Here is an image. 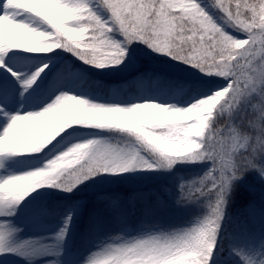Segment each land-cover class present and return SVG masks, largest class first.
I'll return each mask as SVG.
<instances>
[{"label":"snow or ice","instance_id":"6c2138e0","mask_svg":"<svg viewBox=\"0 0 264 264\" xmlns=\"http://www.w3.org/2000/svg\"><path fill=\"white\" fill-rule=\"evenodd\" d=\"M137 44L218 77L220 86L197 94L186 107L102 104L65 92L40 100L32 93L48 65L20 74L8 63L20 51L62 49L95 68H116ZM0 69V264L12 257L25 264L52 257L44 264H59L60 248L12 242L20 231L15 218L42 195L38 189L70 193L97 177L170 172L179 163L209 165L202 176L180 182L174 196L178 205L203 201L205 215L165 230L152 219L154 194L137 192L127 201L104 197L106 209L90 216L87 229L98 242L80 264H220L222 253L241 264H264V228L254 229L257 221L264 225V208L249 206L241 220L228 211L241 181L251 175L264 182V0H2ZM25 104L41 110L22 113ZM75 125L118 130L127 139H90L57 155ZM27 159L47 162L16 171ZM137 202L144 216L139 234L105 240V212L123 223ZM74 212L72 206L57 209V244L70 236Z\"/></svg>","mask_w":264,"mask_h":264},{"label":"rangeland","instance_id":"374dc122","mask_svg":"<svg viewBox=\"0 0 264 264\" xmlns=\"http://www.w3.org/2000/svg\"><path fill=\"white\" fill-rule=\"evenodd\" d=\"M0 3H2V0H0ZM234 35L244 38L243 35L239 33H234ZM59 53L62 54V56H60ZM65 53H68L72 59L77 61L78 64H72L70 61L63 60V55ZM128 55L129 58L125 64L116 68L105 69H98L84 64L75 55L62 49H57L54 53H27L20 51L17 55L11 56L8 60V63L13 68V70L18 71L20 74H31L36 72V70L39 67H42L44 64L48 65V67L45 68L46 75H41V78H39L37 81V85H34L35 90L32 93L34 97L40 100H44L49 96L59 95L61 92H65L70 95H76L78 98H87L91 102L102 104L119 102L120 106H130L134 103L150 101L165 105L186 107L189 106L192 98L199 94L198 92L191 89L192 85L197 86V88H199L202 92L208 90L214 91L218 86H220V79L218 77L204 76L194 68L179 64L170 60L166 56L158 55L148 50L142 44L133 45L129 49ZM77 67H85L91 71L94 76L92 82H87L82 69H77ZM142 67H146L148 69L151 68L155 73L162 74L169 78H176L179 80V84L181 83L182 85L177 87L178 85H176V83L171 88H169L166 85H161V82L164 80L161 82H155L154 79L146 84L144 80L136 79V75L140 73L139 70ZM2 72L3 70L0 69V73ZM99 80L108 83L107 85H103V88L107 86L106 90L101 87L102 85H98ZM124 80L137 82L131 85H125L123 82ZM166 80L169 81V79L165 77V81ZM35 110L41 109L38 105L32 104H25L24 107L21 108L22 113ZM2 126L3 125H0V128H2ZM72 127L75 129V131H70L68 136L65 137L63 141H61L60 152H57V155L63 151H66L69 147L76 143L86 142L90 139L107 140L110 143L117 144L122 143L127 139L125 134L119 132L118 130H99L82 125H75ZM52 158H54V156L49 155L47 159ZM46 162V160L42 161L40 159H27L24 164L15 166V170L18 172L37 170L42 164H45ZM203 167H205L207 170L209 165L207 163H179L175 165V167L170 172L128 173L125 174L124 178H106L101 176L83 183L75 190L81 191V187L83 185H86L87 190L92 192L105 190L107 188L123 190L125 188L136 187L161 190L162 185L165 184L168 186L167 184L171 182L173 176H176L179 181L181 178V170L193 168L201 169ZM3 174V172H0V175ZM51 188L52 187L44 186L38 189L37 191L41 192L42 195L33 200L30 205L35 206L32 204L36 201L44 202L48 200L51 195L47 193L50 192ZM163 192L167 194L166 189ZM83 203L84 199L79 198L75 199L72 204L67 206H72L75 208V212L73 213L75 220L79 218L78 214L81 211ZM19 213L15 218V223L20 231L12 238V242L14 244H18L22 241H31L32 243L30 246L33 248H37L44 244L51 245L54 249L60 248L59 246L61 245L66 246L67 240L63 244H57L55 242V233L58 231L61 221L56 226V228L49 233L28 231L18 223ZM194 221L195 220L191 222ZM187 226H189V224H187L185 227ZM73 230L74 229L72 227L71 232ZM139 231L134 235L139 234ZM254 258L257 260L259 259V257ZM44 259H52V257H47ZM44 259H37L35 264H44ZM58 260L59 264H63L60 258H58ZM10 264H25V261L20 260L17 257H12L10 259Z\"/></svg>","mask_w":264,"mask_h":264},{"label":"trees","instance_id":"16d2710c","mask_svg":"<svg viewBox=\"0 0 264 264\" xmlns=\"http://www.w3.org/2000/svg\"><path fill=\"white\" fill-rule=\"evenodd\" d=\"M60 56L62 54L59 53ZM64 59H69L72 64H78L76 60L72 59L68 53L63 55ZM82 69L87 82H92L94 79L93 73L85 67H77ZM138 77H143L150 74L152 79L156 78L157 82L167 85L171 88L172 85L178 86L179 80L176 78H169L162 74L155 73L151 68L142 67L139 70ZM161 77V78H160ZM165 77L169 79L165 81ZM151 80V79H150ZM93 84V83H92ZM108 83L99 80L98 85H107ZM107 87V86H106ZM103 88V89H106ZM191 89L198 93L202 91L197 86L192 85ZM206 171L203 168H193L181 170L182 181H190L198 176H202ZM178 178L173 176L171 182L166 186L162 185L161 190L154 188L146 189L144 187L125 188L123 190L105 189L92 192L87 190V186L83 185L81 191L74 190L72 192H64L58 188L52 187L50 192L47 193L51 197L44 201H36L31 206L30 204L23 211L19 213L18 223L22 225L25 230L36 232H51L59 224L60 219L57 214V209H64L72 204L75 199L83 198L84 203L77 218L72 224L73 231L67 239V244L59 246L61 248V255L59 256L63 264H79L83 259V255L93 248L98 242V236L95 233L88 232V223L90 216L98 209H106L108 202L103 199L104 197H119L123 201H127L134 193L147 192L154 194L152 196V207L155 209L153 220H159L165 230H170L168 226L185 227L188 223L195 220L197 217H202L207 212L205 203L203 201L197 203H190L186 205H178L175 203V194L178 192ZM115 187V186H114ZM167 190V194L163 191ZM159 196L160 200L157 201L156 197ZM162 201V203H161ZM249 206L256 208H264V182L258 177L248 176L244 181H241L237 187L236 194L233 197L230 208L228 209L230 215L234 220H241L244 217L245 211ZM33 207V208H32ZM39 208L47 209V213L41 214L37 211ZM143 205L137 202L135 210L126 218L122 223L112 213L105 212L104 214V227L100 235L105 240L111 236H121L127 239L129 236L137 233L142 226L144 216L142 214ZM231 225H226V229ZM264 225L259 221L254 224L255 231L259 232ZM220 264H241L239 257L235 255H228L222 253L220 256Z\"/></svg>","mask_w":264,"mask_h":264}]
</instances>
